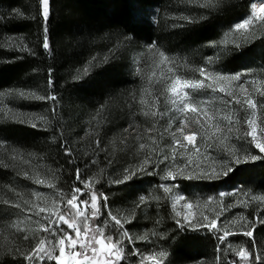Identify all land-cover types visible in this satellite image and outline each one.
Returning <instances> with one entry per match:
<instances>
[{
	"label": "trees",
	"instance_id": "16d2710c",
	"mask_svg": "<svg viewBox=\"0 0 264 264\" xmlns=\"http://www.w3.org/2000/svg\"><path fill=\"white\" fill-rule=\"evenodd\" d=\"M252 1L50 0V16L45 22L39 0H0V264H28L20 253L29 251L35 238L24 241L22 237L34 233L18 229L35 230V221L41 220L29 211L31 205L24 204V200L37 203L32 193L41 185L34 182L36 178L55 182L69 193L66 198L71 189L84 188L85 181L91 182L92 190L107 197L106 207L102 201L107 219L109 211L132 219L125 225L134 238V242L126 240V255L133 247L144 254L165 251L168 255L162 258L163 264H244L232 250L239 251L240 247L248 248L254 255H264V199H256L264 198V159L234 166L236 170L221 179L195 178L202 170L215 167L219 171L221 162L231 159L225 148L234 147L241 158L264 156L251 137L245 136L249 129L244 121L249 118L250 109L235 102L226 103L232 98L219 91H192L193 100L208 101L207 111L215 117L210 123L219 122L228 140L220 144L216 136L211 140L198 136L199 152L192 147L181 149L173 160L171 132L177 127L164 131L171 122L167 93L159 95L161 86L150 88L148 82L153 70V44L176 62L175 74L188 79H202L193 71L200 67L213 73H241L248 81L245 87L257 102L260 128L264 127V96L256 91H264V26L255 24L248 40L237 33L226 35L249 14ZM202 4L208 7H201ZM16 10L23 15H17ZM181 16L194 22L181 20ZM45 26L50 52L42 47ZM21 43L31 51H20L17 45ZM92 57L96 59L93 61ZM208 57L214 58L212 63ZM155 71L159 77L160 69ZM165 75L172 73L165 70ZM49 78L53 81L51 86ZM213 86H223L241 98L235 81ZM144 89L149 91L143 92L146 103L142 105ZM18 90L39 96L55 95L56 100L26 99L17 94ZM155 96H159L157 107L163 115L146 117L143 111L155 110ZM197 106L203 111V105ZM229 114L241 121L234 124L231 133H227L226 121L221 119ZM41 116L47 123L38 119ZM29 120L37 127L33 128ZM188 121L192 131H199L194 121ZM153 124L155 129L146 132ZM205 130L209 134L213 131L208 124ZM217 136L222 138V134ZM261 136L264 139V133ZM149 137H155L157 143L153 144ZM62 142L72 149L71 157L64 154ZM141 143L146 145L144 150L139 149ZM153 148L157 151L153 152ZM165 154L169 159L160 163ZM146 156L153 163L146 166L145 172L122 184L114 182L122 178L124 169H135ZM178 166L185 177L193 178L163 179L169 169L175 172ZM77 168L79 180L75 175ZM24 172L29 176L25 177ZM170 181L186 201L192 202L191 211L197 216H219L222 230H179L175 223L181 219L175 215L179 210H173L169 194L160 188ZM142 196L146 201L140 204ZM248 227L254 228L255 249L251 248L253 238L242 234ZM223 230L233 234L221 242L217 236ZM145 234L147 240L135 239ZM123 264H140V258L127 255Z\"/></svg>",
	"mask_w": 264,
	"mask_h": 264
},
{
	"label": "snow or ice",
	"instance_id": "6c2138e0",
	"mask_svg": "<svg viewBox=\"0 0 264 264\" xmlns=\"http://www.w3.org/2000/svg\"><path fill=\"white\" fill-rule=\"evenodd\" d=\"M39 4L41 6V15L45 22L48 21L50 16V0H39ZM201 7H208V4H202ZM17 15H23L19 10H16ZM181 20H186L189 22H194L190 20L187 16L179 17ZM259 24L264 26V0H258L257 2H253L251 4V13L241 22L236 23L231 32L226 35H232L233 33H238L241 38L244 40H248L250 35L253 33L250 29L255 25ZM182 26V25H181ZM218 46V45H217ZM17 47L20 51H31V49L26 44H18ZM42 47L46 51H51L49 36H48V28L44 27V36L42 41ZM236 47L239 48L240 44L236 43ZM154 49V59H153V70L148 76L149 87H154L155 85H160L161 90L159 95H165L167 93L166 99L172 105L175 106V110L180 112L181 114H185L189 111L196 113L200 111L198 108L199 105H206L208 103L207 100L195 101L192 96L189 94L188 89L193 91L201 90V89H210L213 92L219 91L220 93H224L226 96L231 97L232 99L227 101L226 103L231 104L235 102L237 105H246L248 109L252 110V116H255V110L257 109V102L252 98L251 93L245 87V84L248 83L242 79L241 73L236 74H226V73H213L210 72L206 67H200L194 69L193 71L198 72L199 76L202 79H188L182 77L180 75L175 74V61L166 55L164 51L159 50L155 44L151 46ZM111 51V50H109ZM96 57H92L94 61ZM107 60V57L104 58ZM218 59V57H216ZM214 60L213 57H208L207 61L212 63ZM92 61H89L88 64L91 65ZM171 65V66H169ZM160 69V75L157 77L155 69ZM164 68H167L168 73H172L170 76H166L164 73ZM89 71L88 67L84 68V73L87 74ZM138 72L143 71L142 69H138ZM50 75V73H49ZM153 77H156L153 80ZM79 79L80 77H75ZM238 82L237 86L244 94V99L241 100L239 96L235 94L233 91H226L223 86L217 88L213 85L219 82L223 84V82ZM207 82V83H206ZM49 86L53 84L51 78H49ZM149 89L142 90V95L140 99V103L143 105L146 101L143 99V92H147ZM257 92L261 96H264V91H261L259 88L256 89ZM17 94L26 99H39V100H56L55 95L48 96H39L36 93L32 92H24L22 90H18ZM159 102V96L154 97V103L152 105L155 110L153 111H143L144 116L157 117L158 115H163L160 112L157 104ZM264 107V105H262ZM9 112L11 109L8 110ZM55 112V108L53 109ZM206 119L202 122L200 119H195L194 123L197 125L199 131H188L185 132L186 128H189V123L187 119H181L179 126L175 129L174 132H171L172 136V147H171V158L175 160L177 152L181 149L187 151L188 146L191 145L192 149L196 152H199V146L196 143L198 136L203 135L205 140H211L213 136H216L219 140L220 144H224L225 141L228 140V135L224 133V128H222L219 122L211 124L210 122L215 120V117L209 115L207 111H205ZM42 122L47 123V119L43 116L38 117ZM95 119V117H94ZM222 120L226 121L227 133H231L233 131L234 124H240L239 117H235L232 114L225 115L221 117ZM24 123V120L20 121ZM31 123L33 128H36V123L31 120L28 121ZM244 123L247 124L249 131L245 133V136H250L252 143L255 145L257 149H259L260 153H264V139H257V124L254 118L245 119ZM205 124H208L213 131L211 134L205 130ZM132 127L129 125V128ZM172 128V123L168 124V127L165 128V132H168L169 129ZM155 129V125L153 124L152 128L146 129V132H152ZM128 131V128L125 129V132ZM261 133H264V127L259 129ZM179 133V136L177 135ZM92 133H87V135H91ZM217 134H222V138L217 136ZM98 135V133H97ZM136 139H140L138 135ZM153 144L157 143L155 137H149ZM123 142V141H122ZM186 142V143H185ZM97 148L100 146V140L97 139L95 141ZM60 147L64 149V154L66 156L71 157L73 155V151L70 147L66 146V142H62ZM146 145L144 143L139 144V149L144 150ZM153 152L157 151L156 148L152 149ZM162 151V150H161ZM224 151L227 152V155L231 158L230 160H224L220 164L219 171L213 167L210 171L202 170L201 173L196 176L197 179H207L209 181L221 179L223 177H227L230 173L235 171L234 166H238L241 163H247L249 161H257L264 159V156L260 155H245L241 158L237 155L235 148H225ZM183 155V152L180 153ZM17 157L15 155L12 156V159L15 160ZM169 159V155H163L160 163L167 161ZM23 163H29L28 160H23ZM71 162V161H69ZM111 162V161H110ZM153 161L150 157L146 156L140 165H138L135 169H124V175L121 179L114 181L117 184H122L132 180L138 173L145 172L146 166L152 164ZM0 164H3V160H0ZM4 167L7 168L8 165L4 164ZM187 167V165H185ZM147 174L151 175V172ZM23 175L28 177V172H24ZM76 179H80V169H76ZM183 177L187 179H192V175L184 176V172L182 168L177 167V170L174 172L172 169H169L163 179H171L175 180L177 177ZM37 184H44L45 181L39 178L34 180ZM48 187H54L51 183L48 184ZM175 185H160V188L163 189L164 193H169L172 191V188ZM84 188H88L90 192V199L83 200L82 196L85 195ZM84 188L75 187L71 189V195L69 198L65 199L64 195H59L58 200H52L49 204V200L44 196L43 193L34 192L32 195L38 201H43L44 206L40 204L34 203L31 200H24V204L31 205L29 208L30 212H33L37 217H40L44 223H41V220L38 219L35 223L38 225V228L35 230H26V229H18L21 232L24 231H32L34 236L24 235L22 239L24 241H31L35 238L34 246L30 247L29 251L21 252L20 254L23 256V259L28 262V264H45L46 261H54L55 264H123V262L127 259V255H131L133 257L140 258V264H145V262H150V264H163V259L168 255L165 251H160L158 253H150L144 254L140 253L138 249L132 248L129 249L127 255L125 253L124 242L125 240L129 242H134V238L130 235L128 229L125 227L126 224H130L132 222L131 217H121L119 214H113L111 211L107 212L108 221L113 222L112 227L114 231L119 232V236H114L112 234H106V229L109 227L108 221H104L103 224H91L90 221L98 220L102 215L101 212V201H104V207L107 206V197L96 193L91 190V182L85 181ZM223 195V194H222ZM155 200H159L160 197H152ZM256 199H264V198H256ZM146 197H140V204L145 203ZM172 208L175 211L176 206L180 204L181 201H186L185 196L176 195L173 197ZM5 203H10L5 201ZM137 204V207L140 206ZM13 207L20 208V204H13ZM194 205L190 201H186L183 204V208L189 211L181 212L176 211V217H181V219H176L175 223L179 230L187 231L188 229H192L193 231H199L200 229H208L211 231H221L222 229L218 225L219 216L216 218H209L208 216L200 213L197 216L196 213L191 211ZM41 214H44L41 216ZM256 219H259L257 217ZM61 224L66 225L68 231H65L64 228L61 227ZM13 227H17V225H13ZM40 233H45L47 235L41 236ZM233 233L228 230H223V234L217 236V239L223 242L226 237L232 235ZM245 236L253 238V243L251 245L252 249H255L256 244L254 241V228L248 227L242 233ZM135 239H139L141 241L147 240V234L141 235ZM231 248V245H229ZM235 251L236 256L244 262V264H264V255L255 254L253 251H250L248 248L240 247L239 251L232 249ZM20 252V249L16 250ZM58 252V254H57ZM231 264H237L236 261H232Z\"/></svg>",
	"mask_w": 264,
	"mask_h": 264
},
{
	"label": "rangeland",
	"instance_id": "374dc122",
	"mask_svg": "<svg viewBox=\"0 0 264 264\" xmlns=\"http://www.w3.org/2000/svg\"><path fill=\"white\" fill-rule=\"evenodd\" d=\"M253 2H257L258 3V0H253L252 2H251V4L253 3ZM251 4H250V10H249V14L247 15V16H249L250 15V13H251ZM246 16V17H247ZM245 17V18H246ZM245 18H243V19H245ZM242 19V20H243ZM241 20V21H242ZM241 21H239V22H241ZM238 23V22H237ZM238 34V33H237ZM165 70H167V69H164V73H165ZM159 75H160V71H159ZM243 79V78H242ZM244 80V79H243ZM244 81H247V80H244ZM248 82V81H247ZM236 84H238V82H236ZM192 91L193 90H191V89H188V92H189V94L192 96V98L193 99H195V95H194V93L192 94ZM198 91V90H197ZM241 91V90H240ZM241 98L242 99H244L245 97H244V94L241 92ZM167 103H168V115L170 116V119H171V123H172V127H178L179 126V123H180V120L181 119H187V121L188 120H192V121H194L195 119H200L201 121H204V119H206V117H205V110L207 111L208 109H207V104L206 105H203L204 107H203V111H198V112H196V113H193V112H191V111H189V112H187V113H185V114H181L180 112H177L176 110H175V106L174 105H172L170 102H168V100H167ZM207 113L209 114V115H211L208 111H207ZM255 116L253 117L252 116V110L250 109V116H249V118H254L255 120H256V124H257V139H262V136H261V132L259 131V129H260V124H259V120H258V107H257V109L255 110ZM188 114V115H187ZM188 116V117H187ZM189 118V119H188ZM188 123H189V121H188ZM188 131H192V126L190 125V123H189V128H186L185 129V132H188ZM179 134V133H178ZM197 140H198V138H197ZM186 143V142H185ZM196 143H197V141H196ZM188 147H191V145H189ZM172 181H170V182H168V183H166L165 185H172V183H171ZM49 183H51L52 185H54V187H48V184ZM41 186L39 187V186H37L36 188H35V192H37V193H43L44 194V196L45 197H47L48 198V200H49V204L51 203V201L52 200H58L59 199V195H64V198L65 199H67L66 197L67 196H69V193H65L63 190H61V188L59 187V185L58 184H56L55 182H53V181H51V180H49V181H46L45 180V183L44 184H40ZM88 189V188H87ZM92 190V189H91ZM92 191H94V190H92ZM85 192V195L84 196H82L81 197V199H83V200H89L90 199V192L89 191H84ZM96 192V191H95ZM34 193V192H33ZM97 193V192H96ZM71 194V193H70ZM169 194V201H170V204H171V206H172V204H173V197L174 196H176V195H183V196H185L183 193H181L179 190H177V186L176 187H173L172 188V191L171 192H169L168 193ZM101 203V212H102V201L100 202ZM37 204H40V205H42V206H44V202L43 201H38L37 200ZM183 204H184V201H181L180 202V204H178L177 206H176V209L175 210H179V211H182V212H187V211H189V210H187V209H184L183 208ZM44 214H41V216H43ZM37 218H40V217H37ZM41 221H42V223L44 222L42 219H41ZM104 221H108V219L104 216V213L102 212V215L99 217V219L98 220H93V221H90V223L91 224H93V225H95V224H103V222ZM108 223H109V226H111L109 229L110 230H108V229H106V234H112V235H114V236H119V232L118 231H114V229H113V227H112V225H110L111 224V222L110 221H108ZM61 227L62 228H64L65 229V231H68V229H67V226L66 225H63V224H61ZM126 240H125V242H124V247H125V253H126V251H127V248H126ZM57 254H58V252H57ZM45 264H55V262L54 261H51V262H49V261H46L45 262Z\"/></svg>",
	"mask_w": 264,
	"mask_h": 264
}]
</instances>
